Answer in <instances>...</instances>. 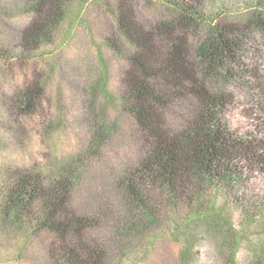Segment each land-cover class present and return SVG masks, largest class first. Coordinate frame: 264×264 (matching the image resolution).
<instances>
[{
	"label": "trees",
	"instance_id": "16d2710c",
	"mask_svg": "<svg viewBox=\"0 0 264 264\" xmlns=\"http://www.w3.org/2000/svg\"><path fill=\"white\" fill-rule=\"evenodd\" d=\"M78 1L0 0V251L264 264V242L234 238V216L264 217V123L235 121L234 89L264 0H95L99 34L84 25L77 51L56 53ZM30 120L40 140L63 128L73 143L40 164Z\"/></svg>",
	"mask_w": 264,
	"mask_h": 264
},
{
	"label": "rangeland",
	"instance_id": "374dc122",
	"mask_svg": "<svg viewBox=\"0 0 264 264\" xmlns=\"http://www.w3.org/2000/svg\"><path fill=\"white\" fill-rule=\"evenodd\" d=\"M94 1L79 0L70 8L67 19L60 30V40L58 47L55 48L56 53L67 52L70 54L76 52L83 38L81 35L85 33L83 32L85 30L84 25L99 34L101 31L100 21L90 8ZM245 49L241 60V69L238 70L239 72L242 70L244 79L237 82L234 88L238 101L235 121L243 126H248L249 119L247 117L249 113H254L256 119L253 120L255 123H264V33L256 32L253 38L246 42ZM72 93L70 88L67 87L66 98L69 100L67 101L69 103ZM251 119L250 117L249 123H253ZM33 123L34 121L30 120L29 129L32 130L30 135L32 141L29 143V147L38 156L40 164H44L47 161L52 151H55V154H57L60 150L67 149L73 143L71 133L66 132L63 128L57 129L55 137L46 139V141L40 140L38 135H36V128ZM262 126L264 125L262 124ZM253 182L256 188L264 191V172H260ZM212 202L210 200V204ZM234 219L237 222L235 225L237 226L238 233V236H234V238L235 240L237 237L239 238V241H237L238 247L235 249L239 250L243 247V243L245 244L248 240L256 243L264 242V217L255 213V216L251 218L236 215ZM19 238L16 240L21 242L22 237ZM16 246H18L16 242L15 244L11 242V244H6L2 247L3 250L0 251V264H15L10 258L14 253L13 250L17 248Z\"/></svg>",
	"mask_w": 264,
	"mask_h": 264
}]
</instances>
